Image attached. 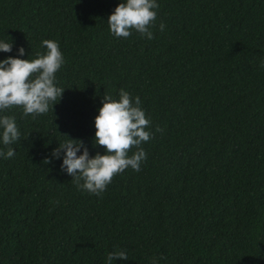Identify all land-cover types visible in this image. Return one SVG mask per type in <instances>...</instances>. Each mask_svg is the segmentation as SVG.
Returning a JSON list of instances; mask_svg holds the SVG:
<instances>
[{"label": "trees", "instance_id": "trees-1", "mask_svg": "<svg viewBox=\"0 0 264 264\" xmlns=\"http://www.w3.org/2000/svg\"><path fill=\"white\" fill-rule=\"evenodd\" d=\"M120 2L0 0V40L13 45L0 60L20 47L33 59L44 39L65 58L54 111L0 113L21 134L0 138L15 150L0 157V264H106L117 249L129 258L113 264H264V0H157L151 40L111 34ZM122 88L154 135L141 170L97 196L52 151L71 138L103 154L94 119Z\"/></svg>", "mask_w": 264, "mask_h": 264}, {"label": "clouds", "instance_id": "clouds-1", "mask_svg": "<svg viewBox=\"0 0 264 264\" xmlns=\"http://www.w3.org/2000/svg\"><path fill=\"white\" fill-rule=\"evenodd\" d=\"M157 0H122L109 15L107 23L112 35L128 38L133 31L142 37L153 39L152 28L156 26ZM164 23L159 28L164 30ZM43 53H36L33 59H21L25 49L20 47L17 56H8L0 60V113L13 107H21L25 116L46 114L50 107L62 97L64 88L57 86L56 73L65 63L58 41L44 39ZM12 42L0 40V51L11 52ZM94 146L104 148V153L89 155L83 140L67 139L52 151V156L60 158L63 150L61 169L72 177V182L80 190L99 196L104 192L113 178L131 168L139 172L147 159V153L141 146L153 138L150 130L151 121L141 107V100L124 90L119 91V98L104 94L102 107L94 119ZM157 132L162 129L157 127ZM20 130L15 118L0 115V138L5 146L12 145L20 139ZM83 148L80 155L77 153ZM133 149H135L133 151ZM15 150L8 147L0 150V157L10 159ZM47 158L44 163H50ZM58 203V202H57ZM117 258L127 260L126 251L117 249L108 253L106 264H113ZM152 264H157L154 257Z\"/></svg>", "mask_w": 264, "mask_h": 264}]
</instances>
